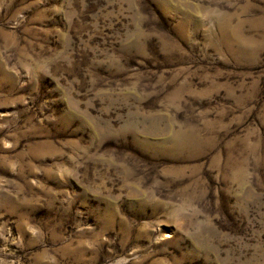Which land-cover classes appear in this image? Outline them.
Listing matches in <instances>:
<instances>
[{
  "label": "rangeland",
  "instance_id": "obj_1",
  "mask_svg": "<svg viewBox=\"0 0 264 264\" xmlns=\"http://www.w3.org/2000/svg\"><path fill=\"white\" fill-rule=\"evenodd\" d=\"M0 264H264V0H0Z\"/></svg>",
  "mask_w": 264,
  "mask_h": 264
}]
</instances>
